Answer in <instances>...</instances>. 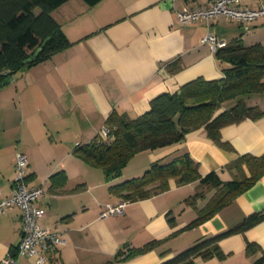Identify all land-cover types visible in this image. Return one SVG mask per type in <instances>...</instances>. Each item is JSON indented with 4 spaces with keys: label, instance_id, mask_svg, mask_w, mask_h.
Wrapping results in <instances>:
<instances>
[{
    "label": "crops",
    "instance_id": "crops-1",
    "mask_svg": "<svg viewBox=\"0 0 264 264\" xmlns=\"http://www.w3.org/2000/svg\"><path fill=\"white\" fill-rule=\"evenodd\" d=\"M213 0H99L93 6L68 0L53 11L71 43L64 50L23 71L0 88V197L11 194L15 152L27 158L26 183L42 187L36 206L45 211L40 227L57 232L66 244L46 264H161L196 242L233 229L255 213L264 212V175L212 217L188 227L214 195L190 204L200 188L169 180V189L151 198L127 202L121 215L100 217L120 198L109 187L140 177L156 161L167 162L188 153L201 176L216 171L232 179L225 166L241 155H264V116L220 130L229 150L211 142L203 129L190 131L182 142L137 153L121 176L109 181L76 153L78 145L93 141L112 112L130 119L149 108L162 93H174L186 83L223 77L226 64L216 60L201 39L210 32L226 44L241 39L245 46H264V20L249 30L225 17L181 24L176 12L205 7ZM257 8L264 0H241ZM248 107L264 112V93L243 97ZM236 100L222 104L227 110ZM246 176L248 171L244 168ZM22 212L12 208L0 214V264L16 251L21 238ZM153 242L142 254L129 250ZM248 243L256 252L246 254ZM223 259L196 257L194 264H256L264 256V221L243 233L222 238ZM120 253V255H118ZM18 264H31L19 258Z\"/></svg>",
    "mask_w": 264,
    "mask_h": 264
},
{
    "label": "trees",
    "instance_id": "trees-1",
    "mask_svg": "<svg viewBox=\"0 0 264 264\" xmlns=\"http://www.w3.org/2000/svg\"><path fill=\"white\" fill-rule=\"evenodd\" d=\"M67 1L0 0V88L18 72L71 45L51 15ZM82 1L93 6L99 0ZM35 9L39 12L35 13ZM215 57L219 63L226 64L222 78L213 81L198 78L181 86L177 92L159 94L150 101L148 110L134 119L112 112L105 124L111 136L101 142L96 136L90 143L78 145V156L90 166L100 168L111 181L121 176L123 168L137 153L178 144L190 131L203 129L211 142L229 150L231 147L220 136L223 127L264 116L257 107H248L243 101L245 95L264 93V46H245L241 39H235L217 49ZM232 100H236L233 106L220 111L223 103ZM225 169L233 175L229 181L221 180L216 171L201 176L198 164L185 152L167 162L151 163L140 177L110 186L109 193L124 202H137L166 192L171 179L178 186L197 182L199 191L186 202L192 204L196 198L203 197L206 190L215 191L188 227L197 226L264 175V155H241ZM262 221L264 212L252 214L233 229L204 238L161 264H194L196 257L223 259L225 256L218 246L222 238L243 233ZM154 244L150 242L129 250L126 258L142 254ZM256 249V245L248 243L246 254H253ZM256 264H264V256Z\"/></svg>",
    "mask_w": 264,
    "mask_h": 264
},
{
    "label": "built area",
    "instance_id": "built-area-1",
    "mask_svg": "<svg viewBox=\"0 0 264 264\" xmlns=\"http://www.w3.org/2000/svg\"><path fill=\"white\" fill-rule=\"evenodd\" d=\"M225 17L238 23L244 31L249 30V25L256 20H264V4L257 8H248L241 4V0H213L205 7L196 9L184 8L176 12V20L181 24L191 23L196 20H205L209 26V20ZM202 44H208L211 51L226 45L217 40L214 34L207 32L201 39ZM99 142L111 136L110 129L104 125L97 133ZM27 158L21 152H15L14 177L11 186V194L0 197V214L19 208L22 212L21 238L13 255H7L4 264H18L19 258H25L31 264H46L48 258L57 249L66 244V241L57 233L46 230L38 224L44 217L45 211L36 206L37 201L44 195L42 187L29 188L26 183ZM127 202L120 201L116 205H107L100 213V217H114L121 215Z\"/></svg>",
    "mask_w": 264,
    "mask_h": 264
},
{
    "label": "rangeland",
    "instance_id": "rangeland-1",
    "mask_svg": "<svg viewBox=\"0 0 264 264\" xmlns=\"http://www.w3.org/2000/svg\"><path fill=\"white\" fill-rule=\"evenodd\" d=\"M35 13H38L39 12V9H35L34 10ZM51 15H53V12L51 13ZM16 75V74H15Z\"/></svg>",
    "mask_w": 264,
    "mask_h": 264
}]
</instances>
